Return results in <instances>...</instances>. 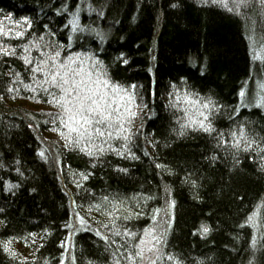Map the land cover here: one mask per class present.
Here are the masks:
<instances>
[{"label":"trees","instance_id":"1","mask_svg":"<svg viewBox=\"0 0 264 264\" xmlns=\"http://www.w3.org/2000/svg\"><path fill=\"white\" fill-rule=\"evenodd\" d=\"M259 85L264 0H0V264H264Z\"/></svg>","mask_w":264,"mask_h":264},{"label":"rangeland","instance_id":"2","mask_svg":"<svg viewBox=\"0 0 264 264\" xmlns=\"http://www.w3.org/2000/svg\"><path fill=\"white\" fill-rule=\"evenodd\" d=\"M259 86H257V88H253L252 90L250 89V91L247 92V95H245V99L247 102L250 101L253 103H260L262 101L264 97V90L261 88V86ZM168 218L169 207L165 206L159 220L154 224L153 227L147 230L141 238V241L139 243L141 255L140 264H155L154 262L161 249L163 233ZM71 245V238L68 237L66 246L67 256L69 258L71 257ZM13 250L14 252L17 251L18 253H23V248L21 246L19 247L16 245Z\"/></svg>","mask_w":264,"mask_h":264},{"label":"snow or ice","instance_id":"3","mask_svg":"<svg viewBox=\"0 0 264 264\" xmlns=\"http://www.w3.org/2000/svg\"><path fill=\"white\" fill-rule=\"evenodd\" d=\"M18 35H19V33H18ZM55 82V81H54ZM84 102V100L82 99L81 100V103H83ZM92 104H97V101L96 100H92ZM97 107H98V105H97ZM90 112L91 111H94V109H92L91 107H89V109H88ZM100 111L103 113V115L104 116H107V113L106 112H104V110L103 109H100ZM205 231H207V229H204Z\"/></svg>","mask_w":264,"mask_h":264}]
</instances>
